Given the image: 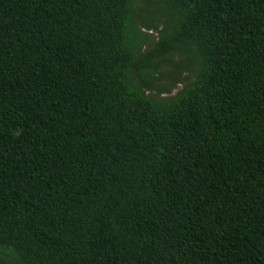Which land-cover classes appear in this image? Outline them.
<instances>
[{
    "label": "trees",
    "instance_id": "trees-1",
    "mask_svg": "<svg viewBox=\"0 0 264 264\" xmlns=\"http://www.w3.org/2000/svg\"><path fill=\"white\" fill-rule=\"evenodd\" d=\"M162 4L0 0V264H264V0Z\"/></svg>",
    "mask_w": 264,
    "mask_h": 264
},
{
    "label": "rangeland",
    "instance_id": "rangeland-1",
    "mask_svg": "<svg viewBox=\"0 0 264 264\" xmlns=\"http://www.w3.org/2000/svg\"><path fill=\"white\" fill-rule=\"evenodd\" d=\"M164 8L162 0H137V14L142 18L148 16L152 17L153 25L156 29L150 27V23H143L141 19H136L138 26L140 27L142 33L145 35L147 40L141 45L140 51L145 52L148 48L160 38L163 31H167L169 26L168 21L170 20L169 14L161 10ZM149 12H153V15H149ZM150 27V28H149ZM177 59V57H173ZM173 69L172 65L169 63H161L157 74L154 75V89L151 91L152 94L159 95L161 97L173 96L177 91L183 88L184 84L193 79V74L189 72H184L180 75L178 80L179 83L175 84L174 80L168 77V73Z\"/></svg>",
    "mask_w": 264,
    "mask_h": 264
}]
</instances>
